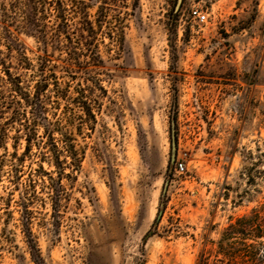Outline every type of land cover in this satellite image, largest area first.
Returning a JSON list of instances; mask_svg holds the SVG:
<instances>
[{
	"label": "rangeland",
	"instance_id": "374dc122",
	"mask_svg": "<svg viewBox=\"0 0 264 264\" xmlns=\"http://www.w3.org/2000/svg\"><path fill=\"white\" fill-rule=\"evenodd\" d=\"M91 3V19H103L102 89L89 91L95 119L71 100L79 81H63L64 53L48 46L58 90L70 96L58 101L50 84L48 118L70 135L79 166L64 164L60 178L51 171L61 184L55 195V181L35 175L39 164L53 169L41 158L42 128L16 161L25 140L16 137L18 124L7 126L0 264H36L30 239L39 264H199L203 254L214 264L219 232L264 198V0ZM195 8L207 13L205 22ZM46 13L50 25L54 15ZM23 22L21 9L0 0V38L11 32L36 66L42 51ZM12 70L24 83L37 78L32 69ZM9 114L0 113V124Z\"/></svg>",
	"mask_w": 264,
	"mask_h": 264
},
{
	"label": "trees",
	"instance_id": "16d2710c",
	"mask_svg": "<svg viewBox=\"0 0 264 264\" xmlns=\"http://www.w3.org/2000/svg\"><path fill=\"white\" fill-rule=\"evenodd\" d=\"M8 2L12 8L22 10L24 17L22 27L26 29L27 35L34 37L39 43L42 53L38 55L35 66L26 56L23 45L11 32L5 33L6 35L0 38V41L4 40L6 46V51L0 47V113H10L5 117V122L0 124V146L7 137V126L13 127L18 124L16 137H23L25 140L22 154L17 156L15 152L14 155L16 161H19L29 152L37 129L42 128V136L45 138L43 147L46 151H40L41 158L47 160V164L53 166V169L46 171L42 168V164H39L42 173L41 171L34 173L37 176L41 175L43 180V177L47 176L52 184L55 181L51 188L57 195L61 184L51 175V171H57V177L60 178L64 174L62 171L64 164L72 170L73 166H79L80 158L68 132L63 131L58 120L51 121L48 118V104L51 102L50 84L56 85L53 91L57 100L70 98L62 89L58 90L56 70L59 64L48 63L50 57L48 46L54 51H59L60 54L64 53L60 58L62 61L60 67L67 79L63 81L75 79L79 81L71 100L86 117L95 119L89 91L93 87L102 89L97 70L104 66L98 41L99 34L103 32V19L99 14L104 5L101 1L97 7L98 17L94 21L89 12L92 6L91 0H8ZM48 8L49 11H46ZM46 12L54 15L50 25L47 22ZM9 22L12 21H8V25ZM108 36L112 39L110 33ZM14 60H17L16 65ZM12 68L34 70L37 78L33 85L24 83L22 74L13 71ZM56 139L60 142V146L56 143ZM67 157L70 161H67ZM35 171L39 169L35 168ZM65 175L68 176L69 173ZM28 179L31 180L29 177ZM29 186H31L30 182L25 189ZM27 206L24 203L23 214L28 210ZM53 208L56 212L55 201ZM22 222L27 226V218ZM28 243L34 262L39 264L42 258L35 243L32 239ZM215 252L214 264H264V198L249 212L230 218L227 226L219 232ZM199 264H208L204 254Z\"/></svg>",
	"mask_w": 264,
	"mask_h": 264
},
{
	"label": "built area",
	"instance_id": "2783aa9c",
	"mask_svg": "<svg viewBox=\"0 0 264 264\" xmlns=\"http://www.w3.org/2000/svg\"><path fill=\"white\" fill-rule=\"evenodd\" d=\"M192 13L196 17L198 22H205L207 20V13L203 12L197 8L192 10ZM175 169L179 172H183L185 169V164L182 161L177 160L175 162Z\"/></svg>",
	"mask_w": 264,
	"mask_h": 264
},
{
	"label": "water",
	"instance_id": "95a60500",
	"mask_svg": "<svg viewBox=\"0 0 264 264\" xmlns=\"http://www.w3.org/2000/svg\"><path fill=\"white\" fill-rule=\"evenodd\" d=\"M181 0H177V4L180 3ZM173 121H172V140H171V159H170V163L172 164L174 159H175V151H176V145H175V139H174V128H173ZM161 213V211L159 212V214Z\"/></svg>",
	"mask_w": 264,
	"mask_h": 264
}]
</instances>
